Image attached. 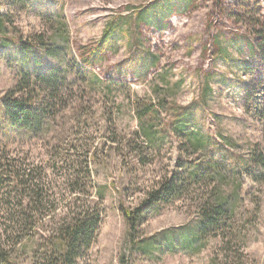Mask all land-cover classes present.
I'll return each mask as SVG.
<instances>
[{
    "label": "rangeland",
    "instance_id": "374dc122",
    "mask_svg": "<svg viewBox=\"0 0 264 264\" xmlns=\"http://www.w3.org/2000/svg\"><path fill=\"white\" fill-rule=\"evenodd\" d=\"M0 21V100L23 73L54 72L34 130L0 117V157L34 169L50 195L39 244L83 196L102 216L84 264H264V170L250 158L264 152V57L253 47L264 46V0H0ZM107 27V51L85 69L77 54ZM39 39L55 56L25 59L18 42ZM135 103L155 109L149 134ZM218 150L237 172L189 179ZM74 167L81 194L66 183ZM164 183L179 186L144 208L131 239L124 208L146 206ZM217 196L228 212L193 241Z\"/></svg>",
    "mask_w": 264,
    "mask_h": 264
},
{
    "label": "trees",
    "instance_id": "16d2710c",
    "mask_svg": "<svg viewBox=\"0 0 264 264\" xmlns=\"http://www.w3.org/2000/svg\"><path fill=\"white\" fill-rule=\"evenodd\" d=\"M145 9L139 11L138 17H144ZM0 24L1 21H0ZM107 27L99 43L90 49L79 51L78 57L83 65L94 67L97 64L99 55L107 51L109 47ZM15 41L17 39L15 38ZM19 50L27 60L39 61L40 57L48 59L54 57L55 53L51 46L42 40H35L31 45L20 41ZM31 46L32 49L29 47ZM255 50L262 53L264 57V46L259 38L253 44ZM44 53V55L42 54ZM54 76L53 68H46V71L39 74H22L21 81L13 88L9 95L0 100V117L9 126L22 127L27 130H34L38 126V114L42 105L41 83L47 78ZM17 94V96H16ZM134 111L143 131L150 133V119L154 117L155 109L140 103L134 104ZM258 168L264 170V152L253 150L250 157ZM81 168H71L67 174L66 183L72 185V192L81 194L85 191L81 188L84 183V174ZM210 171L209 174L222 173L230 170L236 173L238 163L230 160L228 153L218 150L215 157L210 160L208 166L195 167L189 179L197 177V171ZM34 169L22 171L17 164L10 162L5 157H0V264H19L22 255H32V264H84L83 257L91 249L96 241L102 223L100 206L92 208L83 196L75 199V208L68 211L64 216L58 218L53 224L52 232L45 239V244H39L35 240L34 232L39 231L36 227L42 224L45 216L44 210L50 205V195L46 192L43 181L39 180ZM178 184L164 183L151 193V198L147 200L146 206H137L134 209L124 208V214L130 225V238H134V232L143 220L144 208L151 203L160 202L168 195H172L178 188ZM85 197V196H84ZM104 194L100 193V199L104 200ZM228 197L205 201L201 208V224L198 227L193 241L202 237L207 229L219 225L222 216L228 212ZM89 201V200H88ZM79 204V205H77ZM192 243V242H191ZM33 244V245H32ZM44 251L39 252L40 247ZM40 253L41 255H38Z\"/></svg>",
    "mask_w": 264,
    "mask_h": 264
}]
</instances>
